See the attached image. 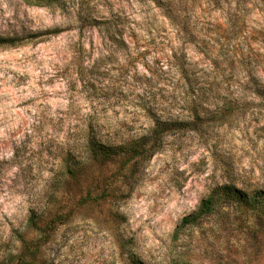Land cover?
I'll return each instance as SVG.
<instances>
[{
    "label": "rangeland",
    "instance_id": "1",
    "mask_svg": "<svg viewBox=\"0 0 264 264\" xmlns=\"http://www.w3.org/2000/svg\"><path fill=\"white\" fill-rule=\"evenodd\" d=\"M0 38V264H264L235 207L176 236L216 185L264 191V0H0ZM158 118L149 160L83 151Z\"/></svg>",
    "mask_w": 264,
    "mask_h": 264
},
{
    "label": "trees",
    "instance_id": "2",
    "mask_svg": "<svg viewBox=\"0 0 264 264\" xmlns=\"http://www.w3.org/2000/svg\"><path fill=\"white\" fill-rule=\"evenodd\" d=\"M109 32L112 31L114 26L113 20L103 21ZM117 25L115 24V27ZM112 33V40L117 41L118 33L116 31ZM14 42L0 38V47L5 45H11ZM122 44L127 46V41L122 40ZM190 107L192 108L191 112L193 115H198L197 106L194 105V102H191ZM172 120H163L156 119L154 124L146 130L143 134L139 136H134L127 138L122 144L112 143L107 139L102 138L97 134L93 128H88L86 134L82 139L84 143L83 151L87 153L92 159L98 160L101 159L103 162H109L113 157L118 155H124L127 161H145L152 158L160 149L158 143V132L162 130V125H168ZM191 117L186 118L182 121H176L177 124L189 125L191 122ZM83 163L76 166L69 165L68 169L75 175V172L78 169H81ZM79 171V170H78ZM238 209L241 213H244L246 217H254V220H260L264 218V191H256L252 193L244 192L238 189L232 183H222L216 185L206 198L202 200L197 210L193 213L185 216L181 223L176 229V236H178L182 230L187 229L191 226L198 225L204 218L212 216L214 213L220 212L221 210H229L231 208ZM48 212L43 210L42 213L34 215L33 225L37 231L44 230L45 227L50 226L54 227L53 221H56L55 218L48 219ZM36 219V220H35ZM43 222V224H42ZM42 224V225H41ZM133 264H143L141 261L135 260Z\"/></svg>",
    "mask_w": 264,
    "mask_h": 264
}]
</instances>
